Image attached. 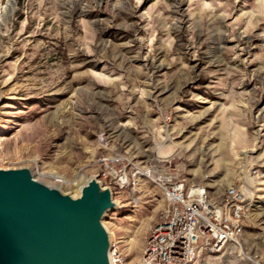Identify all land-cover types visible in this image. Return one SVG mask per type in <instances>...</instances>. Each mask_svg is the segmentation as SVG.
Instances as JSON below:
<instances>
[{
    "label": "rangeland",
    "instance_id": "obj_1",
    "mask_svg": "<svg viewBox=\"0 0 264 264\" xmlns=\"http://www.w3.org/2000/svg\"><path fill=\"white\" fill-rule=\"evenodd\" d=\"M0 167L69 191L118 157L103 219L137 259L164 204L141 172L240 193V245L200 264H264V0H14L1 8ZM113 171V170H111ZM138 171V172H136Z\"/></svg>",
    "mask_w": 264,
    "mask_h": 264
},
{
    "label": "water",
    "instance_id": "obj_2",
    "mask_svg": "<svg viewBox=\"0 0 264 264\" xmlns=\"http://www.w3.org/2000/svg\"><path fill=\"white\" fill-rule=\"evenodd\" d=\"M115 207L98 174L72 194L28 166L0 167V264H112L103 219Z\"/></svg>",
    "mask_w": 264,
    "mask_h": 264
},
{
    "label": "built area",
    "instance_id": "obj_3",
    "mask_svg": "<svg viewBox=\"0 0 264 264\" xmlns=\"http://www.w3.org/2000/svg\"><path fill=\"white\" fill-rule=\"evenodd\" d=\"M98 161L104 166L99 177L109 178L117 188L130 184L124 169L111 167L118 157L100 156ZM164 161L141 172L161 190L164 204L138 258H128L112 240V264H200L205 253L218 251L228 243L240 245L244 214L240 193L228 187L220 198L211 197L202 185H185Z\"/></svg>",
    "mask_w": 264,
    "mask_h": 264
},
{
    "label": "bare ground",
    "instance_id": "obj_4",
    "mask_svg": "<svg viewBox=\"0 0 264 264\" xmlns=\"http://www.w3.org/2000/svg\"><path fill=\"white\" fill-rule=\"evenodd\" d=\"M13 1L14 0H6V4L1 5V8L3 9L2 11H4L5 9H8V13H5V14H7V16L10 15V13L13 9ZM5 16H0V29L2 28V26L5 22Z\"/></svg>",
    "mask_w": 264,
    "mask_h": 264
}]
</instances>
